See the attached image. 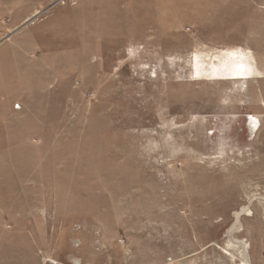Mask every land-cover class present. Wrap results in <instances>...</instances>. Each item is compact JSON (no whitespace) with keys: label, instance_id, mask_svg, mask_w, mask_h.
Returning <instances> with one entry per match:
<instances>
[{"label":"rangeland","instance_id":"rangeland-1","mask_svg":"<svg viewBox=\"0 0 264 264\" xmlns=\"http://www.w3.org/2000/svg\"><path fill=\"white\" fill-rule=\"evenodd\" d=\"M0 264H264V0H0Z\"/></svg>","mask_w":264,"mask_h":264}]
</instances>
